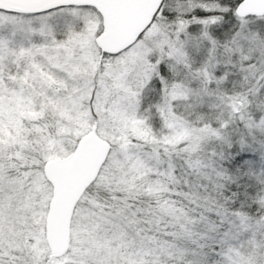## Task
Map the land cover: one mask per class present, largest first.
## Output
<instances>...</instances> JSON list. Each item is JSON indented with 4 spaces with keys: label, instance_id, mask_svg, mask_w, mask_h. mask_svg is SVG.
Listing matches in <instances>:
<instances>
[{
    "label": "snow or ice",
    "instance_id": "obj_1",
    "mask_svg": "<svg viewBox=\"0 0 264 264\" xmlns=\"http://www.w3.org/2000/svg\"><path fill=\"white\" fill-rule=\"evenodd\" d=\"M0 264H264V0H0Z\"/></svg>",
    "mask_w": 264,
    "mask_h": 264
}]
</instances>
